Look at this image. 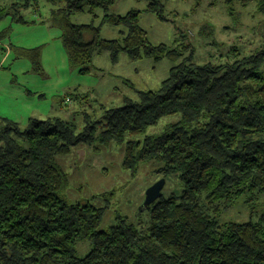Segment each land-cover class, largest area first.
I'll use <instances>...</instances> for the list:
<instances>
[{
	"label": "trees",
	"instance_id": "trees-1",
	"mask_svg": "<svg viewBox=\"0 0 264 264\" xmlns=\"http://www.w3.org/2000/svg\"><path fill=\"white\" fill-rule=\"evenodd\" d=\"M145 1L146 12L164 21L159 0ZM46 2L66 58L80 75L102 52L112 63L125 54L131 61L168 59L173 67L157 90H136V100L103 110L97 120L85 116L80 132L60 118L0 128V264H264V210L254 222L219 224L222 211L243 195L248 202L264 197V48L247 57L234 48V60L199 66L189 45L150 44L140 12L109 14L115 0ZM228 2L255 5L264 18V0ZM10 9L17 5L0 6V22ZM97 11L103 16L96 27ZM85 13L90 23H70L73 14ZM104 24L119 29L120 39H102ZM20 56L40 71L37 50ZM176 115L164 132L136 139ZM92 144L123 148L121 168L131 175L150 162L161 165L156 173L163 179L178 174L181 193L150 205L144 229L121 218L99 229L103 209L69 203L62 195L68 175L56 162L71 148ZM76 241L91 245L83 258L75 256Z\"/></svg>",
	"mask_w": 264,
	"mask_h": 264
},
{
	"label": "rangeland",
	"instance_id": "rangeland-1",
	"mask_svg": "<svg viewBox=\"0 0 264 264\" xmlns=\"http://www.w3.org/2000/svg\"><path fill=\"white\" fill-rule=\"evenodd\" d=\"M228 1L159 0L164 21L146 12L145 0H115L108 13L123 16L130 11L140 12L139 26L147 33L150 44L175 48L184 43L189 45L195 65L224 64L227 57L234 60L231 56L234 48L239 57L264 48V18L256 15L255 5L242 9ZM12 5H17V10L10 9L0 22V128L11 122L23 129L32 118L42 121L60 118L73 122L80 132L85 116L97 120L103 110L121 108L125 101L136 100V90H157L173 67L168 59L131 61L125 54L112 63L107 53L102 52L92 57L90 72L80 75L66 58L61 32L52 24L51 5L46 0H0L3 8ZM97 12L96 27L103 16L101 11ZM70 23L88 24L90 16L73 14ZM118 30L104 24L99 34L104 40H118ZM29 50H37L40 71H35L32 62L20 56L21 51ZM178 119V115L163 118L136 139L159 135ZM122 156L123 148L115 144L107 147L92 144L73 147L67 157L56 159L68 175V187L62 195L69 203H88L103 209L101 230L115 225L120 218L138 229L146 228L149 216L143 208L145 191L161 180L156 173L161 165L154 162L139 165L137 173L131 175L121 168ZM164 181L162 197L181 193L178 174L167 176ZM247 198L245 194L223 210L219 224L254 222L264 210V197L253 202ZM90 249L89 242L76 241L75 256L83 258Z\"/></svg>",
	"mask_w": 264,
	"mask_h": 264
},
{
	"label": "water",
	"instance_id": "water-1",
	"mask_svg": "<svg viewBox=\"0 0 264 264\" xmlns=\"http://www.w3.org/2000/svg\"><path fill=\"white\" fill-rule=\"evenodd\" d=\"M165 184V181L163 178L159 180L157 183L151 185L146 191H145V198L143 201V208L148 209L150 205H152L155 201L161 198L162 192Z\"/></svg>",
	"mask_w": 264,
	"mask_h": 264
}]
</instances>
